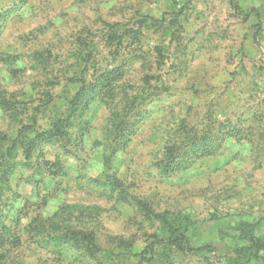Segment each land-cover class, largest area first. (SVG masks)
Instances as JSON below:
<instances>
[{"label":"rangeland","instance_id":"374dc122","mask_svg":"<svg viewBox=\"0 0 264 264\" xmlns=\"http://www.w3.org/2000/svg\"><path fill=\"white\" fill-rule=\"evenodd\" d=\"M0 264H264V0H0Z\"/></svg>","mask_w":264,"mask_h":264},{"label":"trees","instance_id":"16d2710c","mask_svg":"<svg viewBox=\"0 0 264 264\" xmlns=\"http://www.w3.org/2000/svg\"><path fill=\"white\" fill-rule=\"evenodd\" d=\"M169 226L170 242L178 245L182 250L190 252H204L210 249V246L205 245L201 247H190L187 245L188 238L184 236V231L180 226L173 227L170 223H166ZM259 226L258 222H240L237 228L228 235L232 246H236L239 243L246 242L255 246L257 244V238L255 232ZM155 242L161 244L162 241L155 238ZM235 247V248H236Z\"/></svg>","mask_w":264,"mask_h":264}]
</instances>
